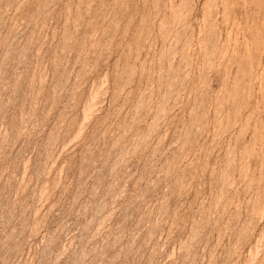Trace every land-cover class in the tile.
Instances as JSON below:
<instances>
[{
	"label": "rangeland",
	"instance_id": "obj_1",
	"mask_svg": "<svg viewBox=\"0 0 264 264\" xmlns=\"http://www.w3.org/2000/svg\"><path fill=\"white\" fill-rule=\"evenodd\" d=\"M0 264H264V0H0Z\"/></svg>",
	"mask_w": 264,
	"mask_h": 264
}]
</instances>
